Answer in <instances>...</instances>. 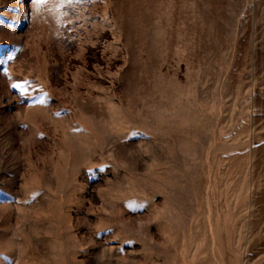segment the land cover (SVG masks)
Listing matches in <instances>:
<instances>
[{
    "label": "rangeland",
    "instance_id": "374dc122",
    "mask_svg": "<svg viewBox=\"0 0 264 264\" xmlns=\"http://www.w3.org/2000/svg\"><path fill=\"white\" fill-rule=\"evenodd\" d=\"M0 264H264V0H0Z\"/></svg>",
    "mask_w": 264,
    "mask_h": 264
},
{
    "label": "snow or ice",
    "instance_id": "6c2138e0",
    "mask_svg": "<svg viewBox=\"0 0 264 264\" xmlns=\"http://www.w3.org/2000/svg\"><path fill=\"white\" fill-rule=\"evenodd\" d=\"M31 2L35 6V8L38 10L40 6H42V5L47 3V0H31ZM12 87L20 89L21 95H26V90H25V86L24 85L13 84Z\"/></svg>",
    "mask_w": 264,
    "mask_h": 264
}]
</instances>
